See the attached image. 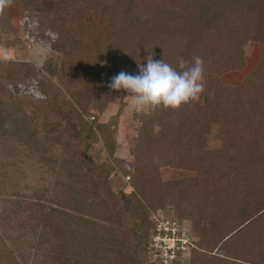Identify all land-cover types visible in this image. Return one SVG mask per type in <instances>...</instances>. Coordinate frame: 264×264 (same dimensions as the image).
<instances>
[{
    "label": "trees",
    "instance_id": "16d2710c",
    "mask_svg": "<svg viewBox=\"0 0 264 264\" xmlns=\"http://www.w3.org/2000/svg\"><path fill=\"white\" fill-rule=\"evenodd\" d=\"M10 1L0 8V49L24 50L29 33L51 52L59 73L46 83L32 64L14 62L1 77L11 85L39 83L51 99L68 102L60 110L64 121L76 124L82 143L101 142L111 161L118 117H99L111 103L122 106L124 93L106 83L103 64L119 73L149 56L177 70L181 58L203 60L198 100L135 115L132 160H113L133 181L135 207L121 206L118 217L133 231L139 258L150 254V211L170 205L200 238L191 264H264V0H57L55 13L27 12L23 34L13 27ZM93 13L97 19L88 21ZM249 43L262 45L256 69L238 86L222 84L223 75L245 67ZM22 102L1 94L0 146L13 141L56 164L57 190L17 193L10 203L0 198V264H102L116 211L92 199L93 166L77 160L58 131ZM165 167L195 176L164 182Z\"/></svg>",
    "mask_w": 264,
    "mask_h": 264
},
{
    "label": "rangeland",
    "instance_id": "374dc122",
    "mask_svg": "<svg viewBox=\"0 0 264 264\" xmlns=\"http://www.w3.org/2000/svg\"><path fill=\"white\" fill-rule=\"evenodd\" d=\"M56 2L57 0H11L10 6L15 10V18L12 19L15 31L23 34L24 20L22 18L27 12L55 13L58 6ZM97 17L98 14L93 13L88 21L96 20ZM27 22L29 27L33 29V23L29 19ZM23 40L26 41L24 50L0 49V63L3 65L0 67V77L7 74L9 64L27 62L32 64L45 77L43 81L46 83L56 82L59 65L51 55V52L46 47L35 44L33 39L29 37V33L24 36ZM261 51V44L249 43L245 49V67L242 70L223 75L221 78L222 84L227 86L240 85L256 69ZM139 64L136 67L122 66L119 69V73L123 71L136 75ZM102 69L104 79L109 85L111 79L118 73L112 71L111 66L107 63L103 64ZM0 80V96L2 94L9 98L14 97L23 101V105L29 106L28 108H30L38 120L47 123V125L54 128L53 130L58 131L55 133L59 134L63 143L70 145L69 151L71 153L75 152L77 160L84 161L89 166H93L91 174L96 182L95 184L92 183L89 187L92 199L97 204L109 206L116 211V215L113 213V219L110 221L112 233L115 237L112 240V250L106 254V258H103L102 264H147L145 262L146 259L150 260V264L156 263L159 260L158 257H155L154 253L149 251L150 242L156 234V220L175 226L180 237L188 242L186 248L181 250L176 259L170 263L191 264L192 255L201 252L199 249L200 238L193 227V222L177 213L173 206L168 205L163 207L162 205L157 211H150L149 222L152 228L147 248V252L149 251L150 254L148 253L146 258H139L133 231L131 228L124 227L121 219L118 217V214L122 212L121 206H123V211L132 210L135 207L134 200L131 199L135 188L133 187V181H130V178L125 176L120 167H117L116 164L118 162H114L113 160H132L131 141L138 134L140 127V123L135 115L142 112L146 113L149 108L138 111L133 105L131 96L126 91L121 90L124 93L122 106H120V103H111L105 113L100 115L99 121L101 123H108L112 118L118 117L117 125L112 127V130H115L113 132L115 153H113L114 159L111 161L108 158L109 149L105 148L101 142H92L89 145L85 142L82 143L80 141L82 138H80L81 136L76 124L64 121L60 115V110H68V102H59L51 99L50 95L45 93L44 87L39 83L32 82L30 84H34L31 86L19 85L22 82L17 79L15 80V84L17 85H11V79L6 76L1 77ZM14 146L16 145H14L13 141L10 144H1L0 146L1 202L2 200H8L10 203V201L15 199L13 197L17 193L30 196L36 189H43L44 187L50 190L51 188H53L52 190H57L58 179L54 171L51 170L56 164L41 160V155L36 151L27 148L28 153L23 146H18L17 148H14ZM22 150L28 155H21L23 153L20 154L19 151L22 152ZM110 164L113 167L112 172H110ZM90 169L92 168L90 167ZM159 173L161 180L164 182L178 181L183 177L194 178L195 176L192 172L178 171L171 167L161 168ZM118 199L120 203H118ZM9 203L8 206H11Z\"/></svg>",
    "mask_w": 264,
    "mask_h": 264
},
{
    "label": "clouds",
    "instance_id": "9594fccd",
    "mask_svg": "<svg viewBox=\"0 0 264 264\" xmlns=\"http://www.w3.org/2000/svg\"><path fill=\"white\" fill-rule=\"evenodd\" d=\"M7 3L8 0H0V8ZM146 59V64H139L136 75L121 71L109 84L112 90L126 91L138 111L160 106L178 109L200 98L204 91V62L200 57H195L191 64L181 58L180 70L164 59Z\"/></svg>",
    "mask_w": 264,
    "mask_h": 264
},
{
    "label": "built area",
    "instance_id": "2783aa9c",
    "mask_svg": "<svg viewBox=\"0 0 264 264\" xmlns=\"http://www.w3.org/2000/svg\"><path fill=\"white\" fill-rule=\"evenodd\" d=\"M156 221V234L150 242L149 251H152L162 264H171L178 253L186 248L188 242L180 237L175 226Z\"/></svg>",
    "mask_w": 264,
    "mask_h": 264
}]
</instances>
